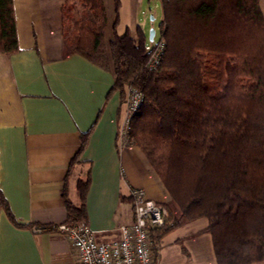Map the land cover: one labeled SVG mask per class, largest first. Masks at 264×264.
Listing matches in <instances>:
<instances>
[{"label":"trees","instance_id":"1","mask_svg":"<svg viewBox=\"0 0 264 264\" xmlns=\"http://www.w3.org/2000/svg\"><path fill=\"white\" fill-rule=\"evenodd\" d=\"M160 32L165 43L159 65L149 68L152 48L142 26L116 31L107 46L103 0H65V56L77 54L113 71L109 97L124 102L129 86L144 103L131 138L167 190L171 225L151 231L157 243L185 222L206 220L217 264H264V15L260 0H162ZM156 37V34H155ZM154 37V40H155ZM150 41V40H149ZM154 42V41H153ZM152 42V43H153ZM14 0H0V54L19 52ZM81 135L62 190L67 219L88 222L91 177H69L88 146ZM0 205L18 223L0 189ZM180 213V216L176 211ZM44 229L47 227H43Z\"/></svg>","mask_w":264,"mask_h":264},{"label":"crops","instance_id":"2","mask_svg":"<svg viewBox=\"0 0 264 264\" xmlns=\"http://www.w3.org/2000/svg\"><path fill=\"white\" fill-rule=\"evenodd\" d=\"M103 1L109 45L114 37L115 0ZM64 3L14 0L20 50L0 54V189L16 220L24 225H15L0 205V264H79L78 252L67 237L36 229L66 221L62 190L80 150L81 135L90 130L80 163L70 172L69 193L76 203V182L90 175L88 223L98 241L119 240L121 227L133 224L132 189H143L154 202L171 203L141 150L118 148L124 104L119 92L108 96L114 72L77 54L65 56ZM203 221L185 222L167 237L183 228L187 236L176 235V240L184 237L194 244L207 236L201 231L208 222L200 223L199 230L191 226ZM213 256L209 264H217Z\"/></svg>","mask_w":264,"mask_h":264},{"label":"built area","instance_id":"3","mask_svg":"<svg viewBox=\"0 0 264 264\" xmlns=\"http://www.w3.org/2000/svg\"><path fill=\"white\" fill-rule=\"evenodd\" d=\"M155 41V40H154ZM154 43L149 68H156L164 52L165 43L160 38ZM144 103L143 93L129 86L124 99V113L118 131V148L124 150L133 146L131 138L133 121ZM131 199L134 222L121 227L119 240L98 241L88 222L62 223L46 229L64 235L78 252L79 264H154L155 247L151 231L171 225L170 212L162 204L147 198L143 189H132ZM37 231L45 230L38 227Z\"/></svg>","mask_w":264,"mask_h":264},{"label":"rangeland","instance_id":"4","mask_svg":"<svg viewBox=\"0 0 264 264\" xmlns=\"http://www.w3.org/2000/svg\"><path fill=\"white\" fill-rule=\"evenodd\" d=\"M121 2L118 34L124 35L129 30L134 35L136 27L142 26L149 35L150 30L154 28L156 31L154 42H157L160 38V25L163 20L162 0H121ZM260 6L264 15V0H260ZM109 19L110 22L113 19L111 14ZM153 44L148 40L150 48H152ZM107 46L109 45L107 44ZM76 171L72 179L75 177ZM176 213L180 216L179 212L176 211ZM205 221L194 223L191 229L199 230L202 225L200 223H205ZM185 231L181 228L176 232L177 234H172L173 236L164 238L157 243L158 250L154 253V264H209V260L215 255L211 236L207 235L205 238H198L194 244L184 237L176 240V235H184ZM186 236L187 234H185ZM195 249L200 254L196 255L194 253ZM202 250L204 254L201 253Z\"/></svg>","mask_w":264,"mask_h":264},{"label":"water","instance_id":"5","mask_svg":"<svg viewBox=\"0 0 264 264\" xmlns=\"http://www.w3.org/2000/svg\"><path fill=\"white\" fill-rule=\"evenodd\" d=\"M155 34H156V31L154 28H152L149 32V40L150 42H153L154 41V37H155Z\"/></svg>","mask_w":264,"mask_h":264}]
</instances>
